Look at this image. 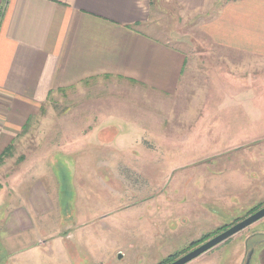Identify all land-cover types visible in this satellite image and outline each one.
<instances>
[{
    "label": "rangeland",
    "instance_id": "rangeland-1",
    "mask_svg": "<svg viewBox=\"0 0 264 264\" xmlns=\"http://www.w3.org/2000/svg\"><path fill=\"white\" fill-rule=\"evenodd\" d=\"M152 10L150 32L185 48L193 64L188 74L201 75L200 82L189 80L194 93L176 102L187 126L169 125V112L155 120L153 112L143 118L139 110L154 108V92L132 93L115 81L91 90L97 98L45 104L3 152L0 206L16 210L25 202L21 189L12 190L15 173L22 188L32 182L35 188L38 183L56 185L49 189L53 204L44 218L33 216L35 230L7 240L0 231V264H159L264 206V77L247 68L237 73L240 85L220 79L225 95L217 98L212 94L217 85L205 77H217L218 64L209 65L213 56L204 63L196 59L209 46L200 32V15L187 14L174 0H153ZM202 90L209 100L198 99ZM76 108L85 115L102 111L92 118L96 125L114 122L124 143L117 137L113 143L96 140L111 130L84 137L88 133L79 131L88 127ZM187 108H193L194 116L185 118ZM157 119L160 124L153 123ZM144 120L155 132L142 125ZM134 141L137 147L132 148ZM46 152L55 160L45 162ZM1 207L0 224L6 213ZM263 240L264 218L187 264H236L242 248L243 264Z\"/></svg>",
    "mask_w": 264,
    "mask_h": 264
},
{
    "label": "crops",
    "instance_id": "crops-1",
    "mask_svg": "<svg viewBox=\"0 0 264 264\" xmlns=\"http://www.w3.org/2000/svg\"><path fill=\"white\" fill-rule=\"evenodd\" d=\"M174 1L187 14L200 15V32L209 46L199 50L196 59L204 63L213 56L209 65L215 62L219 69L217 77H205L217 85L212 94L217 98L225 95L220 79L240 85L237 73L243 69L260 70L262 75L256 76L264 77V0ZM152 6L153 0H0V155L43 111L45 104L97 98L99 95L91 90L111 81L123 83L134 90L132 93L154 92V108L139 110L143 118L153 112L155 120L160 112H169V125L187 126L184 115H177L176 102H184L185 94L194 93L189 80L200 82L201 75H189L193 64H189L192 58L185 48L150 32ZM195 90L199 92L198 88ZM199 96L202 101L210 99L207 91ZM80 109L74 110L81 112L84 119L89 118L82 121L88 129L79 131L88 133L84 137H92L90 134L97 130H111L110 135L96 140L113 143L117 137L118 143H124L119 138L123 132L114 122L111 127L106 121L96 125L92 118L102 111L95 109L94 114L91 111L85 115ZM192 111L193 108L183 111L187 112L185 118L194 116ZM153 123L160 124V119ZM142 125L155 132L146 120ZM135 147L134 141L132 148ZM43 154L45 162L55 160L52 153ZM26 160L21 161V166ZM16 175L10 184L16 186L12 190H22L25 202L16 210H9L6 204L0 206L1 212L6 211L0 224L5 240L35 230L33 216L44 218L53 204L49 189L56 185L38 183L35 188L32 182L22 188ZM254 248L258 253L255 264H264V240L259 248ZM242 250L235 254L236 264H241Z\"/></svg>",
    "mask_w": 264,
    "mask_h": 264
},
{
    "label": "water",
    "instance_id": "water-1",
    "mask_svg": "<svg viewBox=\"0 0 264 264\" xmlns=\"http://www.w3.org/2000/svg\"><path fill=\"white\" fill-rule=\"evenodd\" d=\"M262 218H264V206L258 209L257 211H255L254 213H252L251 215H249L248 217L244 218L243 220H240L235 224H233L232 226L228 227L227 229L219 232L212 238L200 244L198 247L178 257L176 260L172 261L169 264H187L188 262L199 257L203 253L215 248L222 242L226 241L233 235L237 234L241 230L245 229L246 227L250 226L251 224L257 222ZM255 251L256 249L254 247L253 249L251 248L248 251L243 264H251Z\"/></svg>",
    "mask_w": 264,
    "mask_h": 264
},
{
    "label": "trees",
    "instance_id": "trees-1",
    "mask_svg": "<svg viewBox=\"0 0 264 264\" xmlns=\"http://www.w3.org/2000/svg\"><path fill=\"white\" fill-rule=\"evenodd\" d=\"M10 150V148L8 147L7 148V152ZM6 153H3V154H1L0 155V165L2 164V162H3V160H4V157L6 156L5 155ZM260 209V208H259ZM257 211V210H256ZM255 212V211H254ZM254 212H252V213H254ZM238 222V221H237ZM225 230V229H224ZM223 231V230H222ZM206 238H207V236H205ZM206 238H202L200 241L198 240V242L200 243H202V242H205L204 240H207ZM204 239V240H203ZM175 258H177V257H175ZM175 258H169L168 260H166V261H163V262H160L159 264H167V263H169V262H171V261H173V260H175Z\"/></svg>",
    "mask_w": 264,
    "mask_h": 264
},
{
    "label": "flooded vegetation",
    "instance_id": "flooded-vegetation-1",
    "mask_svg": "<svg viewBox=\"0 0 264 264\" xmlns=\"http://www.w3.org/2000/svg\"><path fill=\"white\" fill-rule=\"evenodd\" d=\"M263 243V241L262 242H259L258 244H255L257 247H258V245H261ZM121 255V254H120ZM122 257V256H121ZM177 258H175V260H176ZM174 261V260H173ZM172 262V261H171ZM171 262H169V263H171ZM169 263H167V264H169Z\"/></svg>",
    "mask_w": 264,
    "mask_h": 264
}]
</instances>
